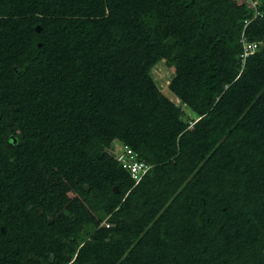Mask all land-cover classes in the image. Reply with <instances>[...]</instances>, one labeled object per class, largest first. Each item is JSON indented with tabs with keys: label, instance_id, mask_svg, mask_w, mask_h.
Here are the masks:
<instances>
[{
	"label": "trees",
	"instance_id": "obj_1",
	"mask_svg": "<svg viewBox=\"0 0 264 264\" xmlns=\"http://www.w3.org/2000/svg\"><path fill=\"white\" fill-rule=\"evenodd\" d=\"M241 34L264 0H0V264H264V44L243 59Z\"/></svg>",
	"mask_w": 264,
	"mask_h": 264
},
{
	"label": "built area",
	"instance_id": "obj_2",
	"mask_svg": "<svg viewBox=\"0 0 264 264\" xmlns=\"http://www.w3.org/2000/svg\"><path fill=\"white\" fill-rule=\"evenodd\" d=\"M253 5L256 4V1L252 2ZM259 14L256 10V14ZM260 16H263V13L260 12ZM244 35L242 34L241 41L243 43V52L241 54L242 58L245 59L249 54L254 53L259 49L261 45L264 44V38L261 40L247 41ZM112 156L121 163L122 167L130 171L131 177L135 179V183H138L142 176L149 170L150 165H147L145 162L140 161L137 158V154L132 151V149L127 146H119L112 150ZM103 226L106 228L110 226L107 222L103 223Z\"/></svg>",
	"mask_w": 264,
	"mask_h": 264
},
{
	"label": "rangeland",
	"instance_id": "obj_3",
	"mask_svg": "<svg viewBox=\"0 0 264 264\" xmlns=\"http://www.w3.org/2000/svg\"><path fill=\"white\" fill-rule=\"evenodd\" d=\"M242 2H243V0H232L234 7L241 4ZM152 74H153V77H154L157 85L161 89V91L167 97H169L172 101H174L175 103L178 104V102H180V100L172 92H170V90L167 87V84L169 81L170 70L168 69V67L165 66L163 61L159 62V64L153 69ZM183 108H185V107L183 106ZM186 111L188 113H190V115H193V113L190 110L186 109ZM113 145H117V143L114 142ZM119 146H115V147L118 148Z\"/></svg>",
	"mask_w": 264,
	"mask_h": 264
},
{
	"label": "clouds",
	"instance_id": "obj_4",
	"mask_svg": "<svg viewBox=\"0 0 264 264\" xmlns=\"http://www.w3.org/2000/svg\"><path fill=\"white\" fill-rule=\"evenodd\" d=\"M242 32H244V30H243ZM241 35H242V34H241ZM102 225H103V223H102Z\"/></svg>",
	"mask_w": 264,
	"mask_h": 264
},
{
	"label": "water",
	"instance_id": "obj_5",
	"mask_svg": "<svg viewBox=\"0 0 264 264\" xmlns=\"http://www.w3.org/2000/svg\"><path fill=\"white\" fill-rule=\"evenodd\" d=\"M37 29H39V28H37ZM40 45V44H39Z\"/></svg>",
	"mask_w": 264,
	"mask_h": 264
}]
</instances>
